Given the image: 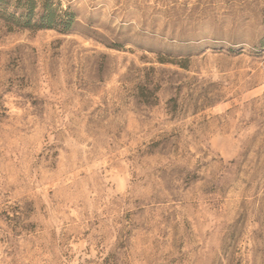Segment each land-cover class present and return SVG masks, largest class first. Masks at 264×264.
Here are the masks:
<instances>
[{
	"label": "rangeland",
	"instance_id": "obj_1",
	"mask_svg": "<svg viewBox=\"0 0 264 264\" xmlns=\"http://www.w3.org/2000/svg\"><path fill=\"white\" fill-rule=\"evenodd\" d=\"M51 3L0 8V264H264V0Z\"/></svg>",
	"mask_w": 264,
	"mask_h": 264
},
{
	"label": "trees",
	"instance_id": "obj_2",
	"mask_svg": "<svg viewBox=\"0 0 264 264\" xmlns=\"http://www.w3.org/2000/svg\"><path fill=\"white\" fill-rule=\"evenodd\" d=\"M39 0H0V8L11 5L16 10L7 13V21L21 27L51 28L59 31H69L73 24V17L67 11H59L51 0H42L41 8L37 11Z\"/></svg>",
	"mask_w": 264,
	"mask_h": 264
}]
</instances>
